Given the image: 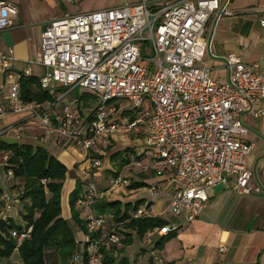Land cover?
<instances>
[{"label":"built area","instance_id":"obj_1","mask_svg":"<svg viewBox=\"0 0 264 264\" xmlns=\"http://www.w3.org/2000/svg\"><path fill=\"white\" fill-rule=\"evenodd\" d=\"M230 2L135 0L47 21L35 55L20 69L10 48L0 50V76L8 89L5 100L0 99V121L8 114H24L21 121L0 126V138L28 143L18 140L24 135L21 129L32 125L39 132L29 143L48 138L81 149L84 169L90 171L102 166L101 148L133 136L130 144L142 155L130 162L133 170L167 179L172 194L166 209L186 223L203 212L215 186L230 182L239 195L260 192L250 184L251 146L241 116L264 118V107L258 106L264 100V66L227 53L223 64L228 77L222 82L203 62L207 44L200 40L206 26L212 17L234 15L227 9ZM246 12L256 15L264 29V7L250 6ZM16 13L15 5L0 1V31L13 26ZM260 42L264 48V33ZM40 67V88L52 100L25 101L19 80L36 75L34 68ZM76 89L95 99L86 115L79 113L76 100H69ZM120 100L130 102L128 114L120 109ZM108 184L105 190L92 180L83 185L75 206L86 213V233L69 264H82L84 258L86 264H105L103 249L120 243V224L110 223L106 230L111 214H98L93 207L110 188L126 187L129 179L117 174ZM156 187L150 185L148 192ZM14 196L0 195L2 209L17 202ZM150 215L141 206L132 213L133 218ZM178 228L168 224L149 232L160 237ZM12 234L18 244L25 237ZM217 250L223 253L226 246L219 243ZM150 257L152 264H163L159 252Z\"/></svg>","mask_w":264,"mask_h":264},{"label":"crops","instance_id":"obj_2","mask_svg":"<svg viewBox=\"0 0 264 264\" xmlns=\"http://www.w3.org/2000/svg\"><path fill=\"white\" fill-rule=\"evenodd\" d=\"M0 1L11 3L17 7V13L12 17L13 26L7 30L0 31V50L5 51L8 48L12 50L13 56L15 58L16 69H20L24 61L31 59L35 55L40 41L41 30L47 21L60 18L66 14H75L92 10L90 8L99 9L98 6L88 7L83 2L85 0ZM125 2H129V0H124L123 3ZM123 3L116 4L113 2L109 7ZM260 7H264V4H260ZM5 31L9 33L10 40L8 43H6L2 38V34ZM260 37L261 33L256 34L254 40L257 44L260 43V48L257 49L252 45L250 47L249 44L251 50L246 52V56L242 61L247 63L257 62L263 67L264 48L261 45ZM212 55L213 57H220L221 60H214L210 65L205 63L204 59L203 62L211 68V75L212 70L222 71V76L212 75V77L224 82L227 80L228 73L223 64L222 55ZM35 69H39L40 71L37 72ZM43 70L44 68L42 67L34 68L37 76L42 73ZM258 106L264 107V100L260 102ZM9 115L11 114L5 115L4 118L8 117ZM12 117L15 120L9 124L22 120V118L16 119L14 116ZM241 121L248 129L245 139L251 146L250 153L247 157V164L252 172V175L255 174V168H257V166L260 168L259 172L264 175V141L261 139L264 137V118L254 117L250 114H243L241 116ZM1 123L5 125L3 120L0 121V126H4ZM28 126L29 129L26 131V133L24 132V135L26 138L25 141L30 142L32 141V136L37 134L39 131L33 126L26 125V127ZM251 129L256 131L253 134V136H255L254 138L256 139L255 144L252 143L251 136H249V132L252 131ZM8 141L13 140L8 139ZM55 144L56 143H54L53 140L47 138L41 145L66 165L68 168L67 174L69 172L72 173L73 178L71 179H73L74 182L70 184V192L75 186L76 179L74 176V171L78 172V170L84 169L85 162L82 161V157H80L72 147H66L64 145L59 147L60 145L58 146V144ZM7 156L8 153L6 152L3 158H6ZM79 162H82L81 166H79ZM106 169H109L113 172L110 165L108 168L102 170L105 171ZM109 170L107 171L109 175L107 174L108 176H106L107 184L110 177L112 176V173H110ZM123 172H125V167H123L118 172V174L122 175ZM96 173L97 175L99 174V176H103L102 172ZM127 174H129L130 177H134L132 180L133 183H145V186L143 188L138 187L136 189L128 188V186L127 188L120 187L117 190L111 191L109 195L104 197L105 199H118L123 203L144 199L145 204L149 202L153 204L154 202L151 198L141 195L138 191L140 189H145V187H149L150 185H156L158 187L160 182H166L168 184V189L170 188L169 196L171 197L172 186L167 179L160 178V180L158 179L154 182L153 179L155 177L153 175H146L142 173L139 174L135 170L132 172H127ZM134 174L138 175L135 176ZM86 180L87 179H81L83 182ZM2 193H7L10 195L5 191H2L1 194ZM13 205L14 204L10 205V207L5 210L2 209L1 214L8 213V215H10L12 218H15V215L11 210ZM66 205L67 212L61 211V215L65 219L70 218L68 196L66 198ZM93 209L96 210L95 207H93ZM161 211L159 210L151 213L153 216H160ZM169 225H171V223H169ZM175 225L179 226V228L175 231V236L168 240L164 244L163 248L159 251L163 257V264H264V187L258 193L252 192L247 195H239L234 192L232 189V184L228 182L224 185H221L219 188L212 190L211 193L208 192V200L204 205L203 212L194 221L189 223L179 222ZM108 226H110V223L106 225V230H108ZM122 232H124L123 235L125 238L126 234H128V238H131V243L129 245H124L121 243V247L118 249V257L115 261V264H118L121 259L124 261L123 264H131L130 261L132 259H130V257L132 255L138 254L139 257L141 255H147V262L150 264V256L153 253L151 249L153 246L151 243L155 242L159 237L152 232L148 236L147 243H145L144 237L141 239L138 238L134 231L123 229ZM219 243H223L226 246L225 252H218L217 246Z\"/></svg>","mask_w":264,"mask_h":264},{"label":"trees","instance_id":"obj_3","mask_svg":"<svg viewBox=\"0 0 264 264\" xmlns=\"http://www.w3.org/2000/svg\"><path fill=\"white\" fill-rule=\"evenodd\" d=\"M19 81L21 97L25 101L52 100L51 96L40 88L37 75L21 77ZM75 96H77V104L81 101L89 105L95 103L94 97L85 91H76ZM79 113L81 114L80 111ZM124 114H128V111L125 110ZM0 150L8 153L4 169L6 172L11 169V177L19 181L22 188L20 198L23 201L22 209H20L21 217L18 219L12 218L8 213L1 214L0 203V264H13L11 256L15 252L22 264H69V259L78 249L79 242L76 241L68 220L61 215V193L68 168L40 144L1 140ZM141 158L142 155H137L130 147L113 152L110 160L117 161L113 174L117 175L123 167L129 166L131 159ZM42 179H45V183L41 182ZM127 186L136 189L144 187L145 183H132ZM82 188L83 182L76 179L74 188L68 194V206L70 218L86 233L84 220L79 217V212L75 209V202ZM0 192H2L1 189ZM16 199L18 203V198ZM143 203L144 199L124 203L118 199H104L96 203L94 207L100 208L106 214H111L109 223L122 225L117 231L121 236L119 244L129 245L131 238H128V234L126 238L121 235V230L134 231L138 237L142 238L145 233L155 227L169 224L168 220L157 215L133 218V211ZM150 205L151 202L146 206ZM28 228H30L29 232ZM175 231L160 236L154 242V248L162 249L164 244L175 236ZM13 232L25 234L19 244ZM111 248L113 249H103L105 264H115L118 257V252L115 254L114 247ZM123 263L121 259L118 264ZM82 264H86L85 258ZM150 264H152L151 257Z\"/></svg>","mask_w":264,"mask_h":264},{"label":"rangeland","instance_id":"obj_4","mask_svg":"<svg viewBox=\"0 0 264 264\" xmlns=\"http://www.w3.org/2000/svg\"><path fill=\"white\" fill-rule=\"evenodd\" d=\"M132 1H135V0H129V2H132ZM83 2L88 7L98 6V8H101V7H109V6H111L110 4H112L113 2H115L116 4L117 3H123L124 0H85ZM263 2H264V0H231L230 4L227 6V9L229 11H233L234 15L222 16V17L218 18L217 21H215V19L213 17L210 19V21L208 22V24L206 26V33L204 34V36L200 40L201 42H204L205 44H207L205 55H204V62L205 63L210 65L211 62H213L214 60H221L220 57H218V56L213 57L212 54L222 55V60H223V57L227 53H235L241 60H243V58H245V56H246V52L248 50H251L250 49L251 45L253 47H256L257 49L260 48V46H259L260 43L258 42L259 44H257L256 41H254L255 35L261 33V36H262V34L264 33V30H263V28L260 27L256 15H252V14H248L247 12L246 13H244V12L250 6H254V5L260 6V4H264ZM222 3H224V0H222ZM90 9L94 10V8H90ZM209 40H210V43H208ZM249 44H250V47H249ZM144 47H145V45H144ZM143 54H144V56L145 55L147 56V53H145V51L143 52ZM148 55H150V54H148ZM214 58H217V59H214ZM35 71L38 72L40 70L35 69ZM212 75L213 76H222V71H219V70L213 71L212 70ZM77 90L78 89L73 91L74 94H72L70 96L69 100L71 102L76 100L77 96H75V92ZM7 95H8L7 86H5V84L2 83V76H0V99L5 100ZM120 104H121L120 105L121 110H123V109L126 110L128 108L130 109V107H131L130 102H128L126 100H120ZM93 105H94V103L92 105H89V104H86V102L81 101L79 104H77V109H78V111L81 112V115L82 114L86 115L90 112ZM12 116H14V118H16V119H20V118H22V116H24V114L23 113H13V114L9 115L8 117H5L3 119V122L5 123V125H7L10 122L15 120V119H13ZM1 124H3V123H1ZM30 126H32V125H30ZM28 129H29V126L28 127L25 126L24 129H21L20 133L23 134L24 133L23 130H25V133H26V131ZM254 132H256V131L252 130L251 132H249V136H251L252 143L255 144L256 139L254 138L255 136H253ZM132 138H133V136H130L128 140H125L123 142H114L106 148H101L100 151L103 152V154H99V158L101 159L102 166L99 169H93L90 171L85 170V169H80L81 171L78 170V172L74 171L75 179H79V180L87 179L85 182L82 181L83 185H85L87 181L92 180L93 183L101 190L104 187H108V184L106 182V176L109 175L107 173V171L109 169H106L105 171L102 169L108 168L109 165L112 167V170H114L113 168L117 167V161L113 162L110 160V155L113 152H116L118 150H123L127 147H130L131 149H133L134 153H136L138 151V149H136L135 146H132V144H130V143H132V141H131V140H133ZM8 139H9L8 137H6L4 139L0 138V141L1 140H8ZM25 139H26L25 135H23L22 139L18 140V141H23ZM261 139H262V141H264V137H262ZM17 143H22V142H17ZM43 143H41V144H43ZM59 147H61V145ZM73 149L76 151V153L80 157L84 156V152L81 149H78V148H73ZM5 153H6L5 151L0 150V189L3 192L4 191L8 192L10 195H15L14 197L18 198L19 202L13 203L14 204L13 208L12 209L10 208L12 210V213L15 215V218L18 219V217L20 216V209H22V204H23V201L20 198L21 194H22V188L20 187L19 181L15 178L9 176L6 172V170L4 169V165H5V162L7 159V157L3 158ZM252 153H253V149H252ZM132 160L133 159H131V161ZM81 163L79 166H81ZM255 169H256V172H255V174L252 175L250 183L253 187H257L261 191L262 188L264 187V175H262L259 172V169H260L259 166H257V168H255ZM109 171H110V173H112V176H113L114 175L113 172L111 170H109ZM132 171H133L132 165L125 166V172H123L121 176L128 178L129 174H127V172H132ZM96 172H102L103 176H99V174L97 175ZM137 173H139V172H137ZM134 175L137 176L138 174H134ZM110 176H111V174H110ZM71 178H73V175H72V173L69 172L67 174V178H66V181L63 185L62 193H61V195H62V212H67L66 198H67L68 193H69L70 184L72 182H74L73 179H71ZM128 179H129V184H132L133 183L132 180L134 179V177L129 176ZM158 179L160 180V178L155 177L153 179V181L155 182ZM220 186H215L208 192L211 193L212 190L217 189ZM125 188H127V186ZM128 188H130V186H128ZM141 188H143V187H141ZM109 190L114 191L117 189L110 188ZM169 190H170V188L168 189V184L166 182H160L158 187L155 188L153 194H150L148 192V187H145V189H140L138 192H140L141 195H145L147 198H151L152 201L154 202L153 204L151 203V205H150L151 207L150 206L148 207L150 209L147 208V206H146L147 204H145V200H144V203L141 204L140 206L142 207V209H144L146 211L153 212V213L155 211H159V210L164 211L166 209L167 203L170 200ZM0 194H1V192H0ZM109 194L110 193H107V195H109ZM104 197L98 199L96 201V203L104 200L105 199ZM95 204H94V206H95ZM75 209L79 212V217L82 220H84L86 213L84 211H82L81 208L78 206H75ZM95 209H96L95 211L98 214H106L104 211L100 210V208H98V207H95ZM11 210H9V211H11ZM160 216L164 217L171 224H177L179 222L180 223L184 222L183 219L177 218L176 216L172 215L171 212L167 209L165 210L164 213L160 214ZM67 220H68V222H69V224L73 230L76 241H78L80 244L81 240L83 239V235L85 234V232H83L74 223V221L71 218H67ZM184 223H186V222H184ZM83 224L85 226L84 221H83ZM85 229H86V227H85ZM121 231H123V230H121ZM123 233L121 232V235H123ZM149 235H150V232L148 231L143 236L145 243H147ZM138 238H140V237H138ZM79 244H78V248L80 249L81 245H79ZM151 244L153 246V248H151L152 252L157 253L160 251L159 249H156L157 251L154 250L155 249L154 248V242ZM113 247L115 249V254H117V252L119 251L118 249L121 247V244L115 245ZM109 249H113V248L110 247ZM138 255H132L130 257V259H132L130 261L131 264H148L147 255H143V256L141 255L140 257ZM134 260H136V261H134ZM11 262L13 264H22L18 254L16 252L11 256Z\"/></svg>","mask_w":264,"mask_h":264},{"label":"water","instance_id":"obj_5","mask_svg":"<svg viewBox=\"0 0 264 264\" xmlns=\"http://www.w3.org/2000/svg\"><path fill=\"white\" fill-rule=\"evenodd\" d=\"M2 38L3 40L8 43L9 40H10V37H9V33L7 31H5L3 34H2Z\"/></svg>","mask_w":264,"mask_h":264}]
</instances>
